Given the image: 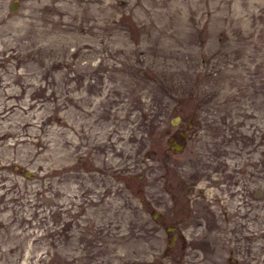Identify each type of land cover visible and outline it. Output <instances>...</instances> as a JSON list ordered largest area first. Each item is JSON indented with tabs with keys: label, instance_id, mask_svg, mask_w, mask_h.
Instances as JSON below:
<instances>
[{
	"label": "rangeland",
	"instance_id": "374dc122",
	"mask_svg": "<svg viewBox=\"0 0 264 264\" xmlns=\"http://www.w3.org/2000/svg\"><path fill=\"white\" fill-rule=\"evenodd\" d=\"M0 131V264H264V0H0Z\"/></svg>",
	"mask_w": 264,
	"mask_h": 264
},
{
	"label": "water",
	"instance_id": "95a60500",
	"mask_svg": "<svg viewBox=\"0 0 264 264\" xmlns=\"http://www.w3.org/2000/svg\"><path fill=\"white\" fill-rule=\"evenodd\" d=\"M13 4H14V1H12V2L10 3V5H9L11 9H12L13 6H14ZM178 119H179V116H178V115H172V116L170 117V121H171L172 123H174V122L177 121ZM178 133H179L180 136H178V137H176V138H172V135H171V136H169L168 139H167V142H168L169 147H170L172 150H175V151L179 150V149L182 147V145H183V137H184V135H185V132H184V131H181V130H178Z\"/></svg>",
	"mask_w": 264,
	"mask_h": 264
},
{
	"label": "trees",
	"instance_id": "16d2710c",
	"mask_svg": "<svg viewBox=\"0 0 264 264\" xmlns=\"http://www.w3.org/2000/svg\"><path fill=\"white\" fill-rule=\"evenodd\" d=\"M144 116L146 115L145 113L143 114ZM152 121H153V118H152V116H151V118L149 117V118H147V126H148V129L150 130L152 127H153V123H152Z\"/></svg>",
	"mask_w": 264,
	"mask_h": 264
},
{
	"label": "bare ground",
	"instance_id": "6f19581e",
	"mask_svg": "<svg viewBox=\"0 0 264 264\" xmlns=\"http://www.w3.org/2000/svg\"><path fill=\"white\" fill-rule=\"evenodd\" d=\"M27 120V119H26ZM31 123V122H30ZM5 125V124H4ZM5 127V126H4ZM1 132V131H0ZM10 132V131H9ZM5 134V133H4ZM3 134V135H4ZM28 134V133H27ZM18 135V134H17ZM2 136V135H1ZM11 140V139H10ZM23 140V139H22ZM41 140V139H40ZM19 141V140H18ZM9 144V143H8ZM37 148V147H36ZM38 149V148H37ZM37 151V150H36ZM29 155V154H28Z\"/></svg>",
	"mask_w": 264,
	"mask_h": 264
}]
</instances>
